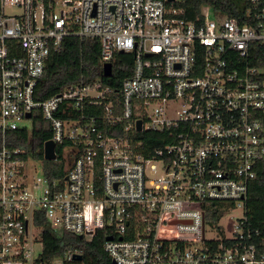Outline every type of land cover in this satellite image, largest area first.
Instances as JSON below:
<instances>
[{
    "label": "built area",
    "instance_id": "2783aa9c",
    "mask_svg": "<svg viewBox=\"0 0 264 264\" xmlns=\"http://www.w3.org/2000/svg\"><path fill=\"white\" fill-rule=\"evenodd\" d=\"M171 1L0 0V264H81L71 252L41 259V216L87 240L103 231L116 264H264V237L244 226L264 159V77L248 61L264 44V0H246L244 21L208 5L186 20ZM66 36L96 38L101 64L133 54L118 92L95 81L35 98ZM37 115L49 131L41 156ZM141 131L165 136L150 149ZM209 201L234 206L212 222ZM237 207L227 236L219 220Z\"/></svg>",
    "mask_w": 264,
    "mask_h": 264
},
{
    "label": "trees",
    "instance_id": "16d2710c",
    "mask_svg": "<svg viewBox=\"0 0 264 264\" xmlns=\"http://www.w3.org/2000/svg\"><path fill=\"white\" fill-rule=\"evenodd\" d=\"M166 3L174 7L180 17L192 21L199 19L203 5H208L214 16H237L244 21L247 6L246 0H174ZM133 61L132 53H115L111 62V75L105 77L102 74L99 41L91 37L66 36L62 39L60 47L50 52L43 74L35 86L34 96L37 100H44L69 86L90 84L95 81H99L101 87L108 86L113 96L120 90L122 81L131 74ZM248 61L250 65L260 70L261 77H264V44L260 42L251 44ZM97 112H101L100 107ZM41 124L42 120L37 115L36 124L30 133L39 156L42 154V143L49 137V131L44 130ZM18 133L23 137L28 135L25 130ZM137 136L152 149L162 142L165 135L161 132L141 131ZM44 166V172L48 175L60 174V170L53 162L46 160ZM255 170V177L250 182L244 202V226L252 231L259 230L260 237H264V159L257 163ZM233 206L232 202L209 201L206 204V218L217 222L223 212ZM37 223L42 226L41 259L45 262L48 263L54 257H63L67 252H71L73 257L80 256L81 264H113L102 248L105 239L103 231L97 232L87 240L68 232L53 231L42 216L37 218Z\"/></svg>",
    "mask_w": 264,
    "mask_h": 264
},
{
    "label": "rangeland",
    "instance_id": "374dc122",
    "mask_svg": "<svg viewBox=\"0 0 264 264\" xmlns=\"http://www.w3.org/2000/svg\"><path fill=\"white\" fill-rule=\"evenodd\" d=\"M27 121H24L23 124H27ZM242 209L241 208H234L226 212L223 217L219 220V225L223 228L225 234L227 236L233 235V228L238 218L242 216ZM35 253L40 251V245L36 243L34 245Z\"/></svg>",
    "mask_w": 264,
    "mask_h": 264
},
{
    "label": "water",
    "instance_id": "95a60500",
    "mask_svg": "<svg viewBox=\"0 0 264 264\" xmlns=\"http://www.w3.org/2000/svg\"><path fill=\"white\" fill-rule=\"evenodd\" d=\"M112 72V63L111 62H104L102 64V74L105 77H109ZM26 116H29V113H27ZM136 129H141V120H138L136 123ZM44 157L46 159H52L54 158V152H53V144L50 141L45 142L44 144ZM111 236H108V239H110ZM80 256H77L79 258ZM113 264H116L114 260H111Z\"/></svg>",
    "mask_w": 264,
    "mask_h": 264
}]
</instances>
